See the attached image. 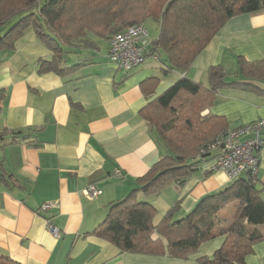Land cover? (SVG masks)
<instances>
[{"label": "crops", "instance_id": "1", "mask_svg": "<svg viewBox=\"0 0 264 264\" xmlns=\"http://www.w3.org/2000/svg\"><path fill=\"white\" fill-rule=\"evenodd\" d=\"M108 39L87 34L73 42L63 66L84 64L64 76L38 72L39 61L52 53L30 29L13 49L0 50V255L21 264H198V257H212L225 235L176 259L123 252L91 232L109 205L136 188V179L167 154L141 108L182 76L207 84L208 68L221 65L230 81L239 57L264 59V9L229 18L186 71H165L159 53H147L141 64L122 71L107 59ZM201 115L223 116L233 129L264 118V95L220 89ZM215 153L199 161L182 183L156 194L136 193L154 206V225L176 203L173 218L179 219L201 197L232 183L213 169ZM258 162L264 200V144ZM89 185L101 190L93 199L81 194ZM45 202L53 206L41 209ZM234 212L232 203L217 217L228 224ZM47 221L59 237L47 230ZM258 228L264 233V224ZM245 262L264 264V238L253 244Z\"/></svg>", "mask_w": 264, "mask_h": 264}, {"label": "trees", "instance_id": "2", "mask_svg": "<svg viewBox=\"0 0 264 264\" xmlns=\"http://www.w3.org/2000/svg\"><path fill=\"white\" fill-rule=\"evenodd\" d=\"M260 9L264 0H0V50L13 49L30 29L52 53L50 59L39 61L38 72L64 76L84 64L63 66L73 42L87 34L108 38L122 26L152 18L159 30L148 53L164 54L165 71H186L229 18ZM238 75L244 79L237 80ZM226 77L221 65L208 68L207 84L182 76L141 108L140 115L167 154L136 179V188L109 205L91 234L123 252L176 259H186L203 242L225 235L212 257L200 256L197 263L247 264L245 256L264 238L258 228L264 224L263 186L256 174L247 172L222 190L201 197L179 219L173 218L176 203L156 225L154 206L136 196L138 191L156 194L171 183H182L199 161L212 155L207 146L228 130V123L223 116L201 112L214 103L218 90L241 88L264 95V89L252 83L264 84V59L250 62L239 57L234 78ZM263 134L264 130V140ZM232 203V221L224 224L217 215ZM0 264L21 263L0 255Z\"/></svg>", "mask_w": 264, "mask_h": 264}, {"label": "built area", "instance_id": "3", "mask_svg": "<svg viewBox=\"0 0 264 264\" xmlns=\"http://www.w3.org/2000/svg\"><path fill=\"white\" fill-rule=\"evenodd\" d=\"M151 41L143 23L127 25L109 36L107 59L118 69L128 72L143 62ZM263 130L264 118L228 129L215 138L207 146V151L216 152L213 169L225 173L230 181L238 179L243 173L257 174L258 151L264 144L261 137ZM1 140L0 135V143ZM119 174V171H115V175ZM100 193L101 190L94 185L81 190L87 199H93ZM52 206L53 203L45 202L41 209L49 210ZM47 230L54 237L60 235L58 228L50 221H47Z\"/></svg>", "mask_w": 264, "mask_h": 264}, {"label": "rangeland", "instance_id": "4", "mask_svg": "<svg viewBox=\"0 0 264 264\" xmlns=\"http://www.w3.org/2000/svg\"><path fill=\"white\" fill-rule=\"evenodd\" d=\"M143 24L148 30L150 40L153 41L158 35L159 28L157 22L154 21L152 18H147L146 20H144ZM124 27L126 26H122L119 30H122ZM163 59L164 54L162 52H159V60L163 62Z\"/></svg>", "mask_w": 264, "mask_h": 264}]
</instances>
